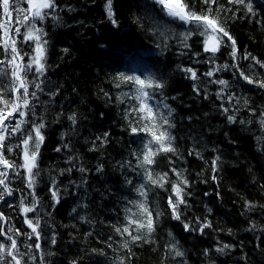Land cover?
I'll list each match as a JSON object with an SVG mask.
<instances>
[{
    "label": "snow or ice",
    "instance_id": "snow-or-ice-1",
    "mask_svg": "<svg viewBox=\"0 0 264 264\" xmlns=\"http://www.w3.org/2000/svg\"><path fill=\"white\" fill-rule=\"evenodd\" d=\"M91 3L96 4V0H91ZM143 7L147 10L145 16L136 20L138 23L141 19L151 22L150 31L156 37V48L161 53L170 51L169 42L174 40L179 45L178 54L189 56L193 65H178V70L194 82L193 91L201 94L196 83L201 75L208 78L209 84L218 86L215 101L219 102L220 115L229 125L238 123L257 129L254 132L256 149L264 154V108H257L250 98L237 93L233 87L264 92V59L246 49L242 51L229 25V21L251 18L264 27V18L257 11L254 0H196L195 3L192 0H146ZM103 10L108 22L119 27L114 0H103ZM75 11V7L66 0H0V202L17 214L13 216L0 210V264H57L52 259L57 256V251L52 249H58V233L50 219L53 213L48 209L62 206L63 194L75 193L69 191L71 181L65 186L63 181L58 182L57 176H52L46 185L50 196L47 208L42 207L37 194L42 176L43 148L49 136L48 105L59 99L63 87L49 86L48 83L52 68L48 28L69 26L62 14ZM176 25L184 30L177 32ZM193 37L199 44L195 51L190 42ZM61 51L67 56L69 48L64 47ZM225 52L228 59L218 64L217 59ZM242 61L248 62L246 67ZM197 64L209 67L201 74L195 67ZM219 73H231V80L221 78ZM110 83L119 90L115 97L104 88L100 92L106 103L111 101L121 106L126 122L123 131L130 137L125 141L128 158L116 162V166L123 170L125 187L117 197L121 202L120 209H113L116 219L109 222L111 233L103 237L97 234L98 242L105 247L92 248L91 255L110 259L111 264H134L136 250L158 242L156 234L162 230L165 217L178 221L189 234L196 232L203 236L208 229H215L207 216L186 222L184 209L189 207L187 197L191 195V182L176 166L177 160L183 157L176 146L177 137L172 132L176 127L174 109L165 95L163 77L150 72L145 75L120 72L111 77ZM125 87L127 91L122 90ZM203 96L208 99L209 93L205 91ZM241 109L246 110L249 119L240 118ZM103 115L101 112L100 116ZM64 119L61 107L52 123L62 125ZM66 120L69 131L60 134L61 144L54 149L56 153L72 151L68 137L77 131L78 113L71 112ZM110 140L111 133L103 132L91 140L89 151H96L98 145L103 147ZM188 155L203 159L195 149ZM163 158L167 160L164 170L157 171ZM75 159L69 154L65 162L70 166L60 169L58 176L79 171L85 174L77 186L82 187L88 182L86 174L89 169L83 165L77 168ZM206 163L213 174L211 180L218 181L221 156L216 155ZM95 171L102 173L103 165H98ZM260 188L264 189V184ZM17 193L18 202L13 203ZM158 193H166L162 196L164 207L154 201ZM102 195L114 193L109 191ZM83 206L87 207L86 204ZM244 207L246 210L255 207L264 210V204L254 205L247 200ZM71 211L77 213V208L73 207ZM207 211L211 214L212 209ZM79 219L91 223L87 216H79ZM248 231L260 233L255 237L254 251L264 255V224L258 226L250 222ZM92 234L88 232L86 236ZM168 236V242L161 246L160 264H187L186 252L179 241L171 231ZM243 247L241 243V250ZM105 248L111 250V257ZM234 248V243L217 240L214 251L227 255ZM203 255L209 256L210 250L204 249ZM241 261L249 264L250 253L243 251L235 264H241ZM68 264H81V260L72 259Z\"/></svg>",
    "mask_w": 264,
    "mask_h": 264
},
{
    "label": "trees",
    "instance_id": "trees-1",
    "mask_svg": "<svg viewBox=\"0 0 264 264\" xmlns=\"http://www.w3.org/2000/svg\"><path fill=\"white\" fill-rule=\"evenodd\" d=\"M66 2H70L76 9L73 13L62 14L69 26L48 28L51 41L49 61L52 64L48 83L49 86L56 84L63 87L59 99L48 105L49 136L43 148L42 176L37 194L42 207L47 208L50 196L46 185L52 176H57L58 182L63 181L65 186L72 182L69 191L75 195L63 194L62 206L48 209L53 213L50 219L58 233V249H52L57 251V256L52 259L57 264L60 261L68 264L72 259L81 260V264H96L97 261L111 264L110 259L91 255V249L105 247L98 242L97 234L103 237L111 233L109 222H114L117 215L113 209H120L121 202L117 197L125 187L124 174L116 162L128 158L125 141L130 137L123 131L126 122L120 111L121 106L111 101L106 103L100 89L110 91L115 97L119 90L111 85L112 76L120 72L129 75H145L150 72L163 77L165 95L174 109L176 127L172 132L177 137L176 146L183 157L177 160L176 166L191 182V195L187 197L189 207L184 209L186 222L207 216L215 231L208 229L203 236L196 232L189 234L178 221L165 217L162 230L156 234L158 242L136 250L134 264H160L161 246L170 239L169 231L186 252L187 264H235L243 251L250 253L249 264H264V255L254 251L255 237L260 233L248 231L250 222L258 226L264 224V210L259 207L246 210L244 207L246 200L254 205L264 204V189L260 188L264 184V154L256 149L254 132L257 129L251 125L227 124L218 112L219 102L215 101L218 86L209 84L207 77L201 75L196 82L201 94L197 95L193 91L194 82L178 70V65L193 66L189 56L178 54L179 45L174 40L169 42L171 50L161 53L156 48V37L150 31L151 22L147 19L137 22V17L145 16L147 10L143 4L146 0H114L119 27H113L108 22L103 0H96V4H92L91 0ZM254 5L264 18V0H254ZM229 25L242 51L246 49L264 59V27L251 18L229 21ZM174 27L177 32L184 30L178 25ZM190 42L193 43V51L199 49L196 37ZM64 47L69 48L67 56L61 51ZM227 59L225 52L223 57L217 59V63L222 64ZM242 63L246 67L248 62ZM195 67L202 74L209 66L197 64ZM218 75L231 80V73ZM233 87L237 93L250 98L257 108H264V92L255 89L245 91L235 85ZM122 90L127 91L128 88ZM205 91L209 93L208 99H204ZM61 107L65 119L62 125H57L52 121ZM73 111L78 113L79 125L76 133L68 137L72 151L56 153L54 149L61 144L60 134L69 131L66 116ZM101 112L104 113L103 117L100 116ZM239 115L241 119L250 118L244 109H241ZM105 131L111 133L110 142L103 147L98 145L96 151H89L91 140ZM193 149L203 159L188 155ZM69 154L76 158L74 162L77 168L83 165L89 169L86 174L88 182L82 187L77 186L85 174L79 171L58 176L60 169L70 166L65 162ZM216 155L221 156L222 163L219 179L213 182V174L206 161H211ZM166 163V158L161 159V167L157 171L164 170ZM101 164L104 171L97 173L95 169ZM109 191L114 195H102ZM163 195L166 193H158L154 197L155 203L161 207H164ZM18 199L19 193L12 202L16 203ZM73 207L77 208L78 214L72 213ZM209 208L212 209L211 214L207 211ZM0 210L17 215L2 202ZM79 216H87L91 223L81 222ZM88 232L93 234L86 236ZM217 240L234 243L236 248L227 255L216 253L214 248ZM241 243L244 245L243 250L240 248ZM206 248L210 250L207 257L203 255ZM105 251L111 257V250L105 248Z\"/></svg>",
    "mask_w": 264,
    "mask_h": 264
}]
</instances>
